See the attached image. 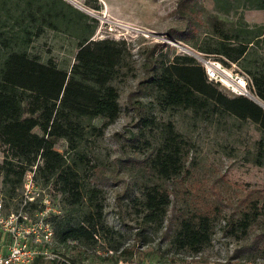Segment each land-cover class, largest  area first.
Returning <instances> with one entry per match:
<instances>
[{
    "label": "rangeland",
    "instance_id": "obj_1",
    "mask_svg": "<svg viewBox=\"0 0 264 264\" xmlns=\"http://www.w3.org/2000/svg\"><path fill=\"white\" fill-rule=\"evenodd\" d=\"M64 1L86 16L79 17L60 5V13L66 18L60 19L57 27L42 26V31L32 35L28 43L13 39L9 45L69 71L78 45L90 34L89 39L125 41L128 63L112 81L119 93V113L111 121L94 118L97 126L106 121L102 134L91 136L82 147L95 164L93 171L82 172V181L96 183L102 189L103 220L116 233L104 236L109 241L95 235L96 241L87 245L72 239L67 240L66 246L62 244L55 236L51 220V215L63 212L62 195L52 179L36 177L34 164H26L24 173H33L28 194L22 184L14 195H5L0 175V217L6 219L11 212L26 215L9 224L0 222V252H8L18 241L23 252L22 264H264V235L253 237L264 231V215L247 229V234L237 231L234 236L229 233L231 227H225V223L236 222L253 202L264 206V138L257 125L228 114L202 118L189 108L162 110L141 83L161 61H170L175 54H189L203 67L212 62L217 65L224 82H217L218 89L230 97L238 95L227 86H234L235 76L249 82L242 63L264 57V38L249 48L247 58L239 62L201 51L199 47L213 43L216 37L209 25V15L231 29L240 22L248 26L264 24V9L245 7L243 0H228L238 6L226 10L218 8L214 0H190L184 4L179 0ZM23 3L7 0L9 13L20 11L21 7L16 6ZM3 13L0 11V31L8 35L11 20H4ZM1 20L6 26H1ZM9 49L1 48L0 55ZM244 96L264 104L248 84ZM168 121L186 141L188 153L181 176L173 185H166L171 191V203L163 228L154 232L142 222L141 207L137 206L142 198V179L120 159L132 154L131 145L142 128V137H155V141L161 123ZM34 131L41 132L38 127ZM54 148L68 154L64 139H57ZM5 155L11 156L9 144L1 143L0 161ZM37 162L41 160L38 158ZM194 209L208 211L213 219L211 240L197 253L176 248L170 242L177 221ZM84 210L78 208L79 213ZM109 245L118 250L112 251Z\"/></svg>",
    "mask_w": 264,
    "mask_h": 264
},
{
    "label": "trees",
    "instance_id": "obj_2",
    "mask_svg": "<svg viewBox=\"0 0 264 264\" xmlns=\"http://www.w3.org/2000/svg\"><path fill=\"white\" fill-rule=\"evenodd\" d=\"M214 1L223 10L238 6L228 0ZM23 2L22 6H16L21 10L11 14L7 0H0L4 20H11V33L6 35L0 31V49L10 48L0 55V144L8 143L11 151V156L5 155L0 161L4 194L14 195L22 185L26 164L36 163V177L52 179L62 195L63 212L51 215L53 230L60 242L66 246L67 240L72 239L87 245L96 241L95 235L109 241L104 236H112L116 231L103 220L102 189L81 178L84 170L93 171L95 167L82 147L91 136L101 135L106 121L119 113V93L112 81L128 63V48L124 40L89 39L90 34L78 45L69 71L53 61H40L25 50L10 47V42L18 39L28 43L32 35L42 31V26L57 27L60 19L66 18L60 13L63 5L76 9L64 0ZM243 6L264 9V0H243ZM75 12L79 17L86 16ZM4 20H1L3 27ZM208 21L216 37L213 43L206 42L199 50L222 55L232 62L244 61L249 48L264 38V24L248 26L240 22L228 29L214 15H209ZM160 63L149 78L141 81L160 109L181 107L191 109L202 118L228 114L249 119L264 138V108L242 94L227 96L218 89L217 82L208 80L204 67L194 56L175 54L170 61ZM242 68L249 76L248 85L264 101V57L250 59L242 63ZM97 117L106 120L103 125L93 123ZM35 127L41 132L34 131ZM144 135L142 128L131 145L132 154H125L126 158L120 162L128 164L142 179V198L137 206L141 207L142 222L156 232L163 228L171 203V191L166 185H173L181 176L188 150L186 141L170 121L161 123L160 135L155 141V137ZM57 139L67 142L68 154L54 148ZM38 158L41 163L37 162ZM81 207L86 210L79 213ZM261 215H264V206L253 202L234 225L225 223V227L230 226L229 233L234 236L237 231L247 234V229ZM212 230L213 219L208 211L194 209L177 221L170 242L176 248L197 253L210 242ZM259 235H264V231L253 237ZM109 248L118 250L113 245Z\"/></svg>",
    "mask_w": 264,
    "mask_h": 264
},
{
    "label": "built area",
    "instance_id": "obj_3",
    "mask_svg": "<svg viewBox=\"0 0 264 264\" xmlns=\"http://www.w3.org/2000/svg\"><path fill=\"white\" fill-rule=\"evenodd\" d=\"M211 65H205L204 69L205 72L207 74V77L214 82H221L224 84L223 82V78L221 76V74L217 71V65H214L213 62L210 63ZM234 86L232 87V85H228L227 87H229L231 89V91L238 93V94H242L244 95L245 91H246V85L248 84V82H246V80L241 76H235L234 78ZM36 168V163H34L33 165V169ZM35 172V170H34ZM32 176L33 173L30 172L29 170H27L26 173L23 174V186L22 189L25 191L26 194L30 193L31 190V185H32ZM1 205V204H0ZM23 220V218H26V215H24L22 212H18V213H9L7 215V218H3L0 217V222L5 221L4 223H11V221H15V219H19ZM5 224V225H7ZM51 234V231H48ZM46 234V233H45ZM17 245V246H16ZM26 245H24L25 247ZM23 254V252L21 251V247L19 245L18 241H14V244L12 245V248L6 252V253H1L0 252V264H22L24 263V259L21 258V255Z\"/></svg>",
    "mask_w": 264,
    "mask_h": 264
},
{
    "label": "water",
    "instance_id": "obj_4",
    "mask_svg": "<svg viewBox=\"0 0 264 264\" xmlns=\"http://www.w3.org/2000/svg\"><path fill=\"white\" fill-rule=\"evenodd\" d=\"M156 35H158L159 33H155ZM159 35H161V34H159ZM250 99H252L254 102H256V103H258L260 106H262L263 108H264V104H262L260 101H258L257 99H255V98H250Z\"/></svg>",
    "mask_w": 264,
    "mask_h": 264
}]
</instances>
